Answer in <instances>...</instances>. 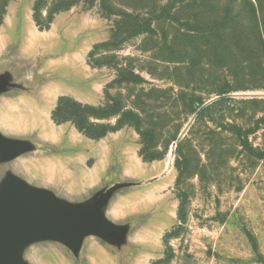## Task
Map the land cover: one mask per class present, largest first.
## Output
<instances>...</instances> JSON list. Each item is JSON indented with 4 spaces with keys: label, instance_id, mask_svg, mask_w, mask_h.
<instances>
[{
    "label": "rangeland",
    "instance_id": "374dc122",
    "mask_svg": "<svg viewBox=\"0 0 264 264\" xmlns=\"http://www.w3.org/2000/svg\"><path fill=\"white\" fill-rule=\"evenodd\" d=\"M7 1L0 30L17 13L4 42L14 53L31 46L24 62H39L49 78L32 98L2 105L4 135L54 144L10 163L23 179L80 202L170 162L166 178L130 189L113 209L131 232L140 227L139 260L130 243L117 250L87 238L77 260L44 243L36 263L264 264V38L256 33L264 0H96L89 10L81 0ZM66 3L73 6L59 12ZM124 15L130 29L110 41ZM60 97L93 107L97 118L84 126L106 135L55 123ZM68 107L62 102L61 118Z\"/></svg>",
    "mask_w": 264,
    "mask_h": 264
},
{
    "label": "water",
    "instance_id": "95a60500",
    "mask_svg": "<svg viewBox=\"0 0 264 264\" xmlns=\"http://www.w3.org/2000/svg\"><path fill=\"white\" fill-rule=\"evenodd\" d=\"M18 49L19 53L12 52L9 43L0 49V117L3 104L19 95L32 98L34 93L44 90L49 80L44 77L42 64L24 62L32 49ZM30 67L38 74L33 80ZM16 70L21 72L17 79ZM24 77L29 78L27 84ZM23 137L4 135L0 126V264H37L33 251L44 243L64 247L77 260L87 238L117 250L130 243L129 256L139 260L143 254L139 253L136 240L141 236L140 227L131 232L128 219L115 216L113 209L117 198L126 196L130 189L147 187L166 178L170 162L164 171L148 180L126 177L123 182L98 188L80 202H71L52 192L49 183L37 186L23 179L20 169L12 167V163L44 154L54 145L47 139L36 138L32 142Z\"/></svg>",
    "mask_w": 264,
    "mask_h": 264
},
{
    "label": "trees",
    "instance_id": "16d2710c",
    "mask_svg": "<svg viewBox=\"0 0 264 264\" xmlns=\"http://www.w3.org/2000/svg\"><path fill=\"white\" fill-rule=\"evenodd\" d=\"M81 2L84 5L85 10H89L95 5L96 0H81ZM64 5H65L64 7L59 9V12L68 11L73 6L72 3H66ZM5 7H6V5H5ZM33 19L36 23L38 22L35 17H33ZM1 22H2V18L0 19V23ZM131 25H132L131 16L130 15H124L123 19L114 22V24L112 25V27L110 29L109 40L110 41L116 40V38L119 36V34L127 32L130 29ZM262 31L264 32V25H263V28L261 25V30H259V28H256V33L258 34V37L262 36V38H264L263 37L264 33ZM232 35H233V32H232ZM64 101L70 103V107L66 108L65 111H63V114L66 117L61 118L58 113L60 111V106H61L62 102H64ZM93 110H94V108L91 106L81 105V104L73 101L72 99H70L68 97H60L57 100V104L51 113V117H52V120L57 124L64 123V122H71L76 127L77 130L81 131L88 138H91V139L101 138V137L106 135V132L97 131L95 133H92L90 130L86 129L84 126L85 121L88 118H90V117L97 118V116H93L90 113Z\"/></svg>",
    "mask_w": 264,
    "mask_h": 264
},
{
    "label": "crops",
    "instance_id": "0c3cea01",
    "mask_svg": "<svg viewBox=\"0 0 264 264\" xmlns=\"http://www.w3.org/2000/svg\"><path fill=\"white\" fill-rule=\"evenodd\" d=\"M16 13H17V12H16ZM16 13H14V14H16ZM14 14L11 15V16H7V22L5 21L4 26H5L6 24H7V25H10V24H11ZM26 17H27V19L30 18L29 16H26ZM30 19H31V18H30ZM31 21H32V19H31ZM4 26H2V28H1V30H0V49L6 44V43L4 42L5 40H4L3 32H2ZM31 33H33V32H31ZM29 48H31V46H30ZM87 79H88V78H87Z\"/></svg>",
    "mask_w": 264,
    "mask_h": 264
}]
</instances>
